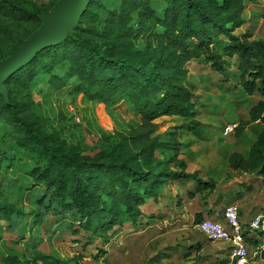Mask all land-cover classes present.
Here are the masks:
<instances>
[{"label": "trees", "instance_id": "16d2710c", "mask_svg": "<svg viewBox=\"0 0 264 264\" xmlns=\"http://www.w3.org/2000/svg\"><path fill=\"white\" fill-rule=\"evenodd\" d=\"M246 1L250 0H120L106 11L113 41L92 39L94 29L88 32L81 27V18L59 42L41 48L7 78L5 85H25L39 72L47 74L66 66L64 77L52 73L55 83L75 77L76 90L89 100L111 106L123 103L138 117L142 131L134 143H148L132 154L128 149L101 150L93 156L62 150L20 115L17 102L9 97L5 103L0 97V113L2 109L8 113L5 121L12 127L16 146L32 160L28 174L41 187L34 217L40 221L42 209L50 211L59 231L75 237L82 232L87 236L85 244L99 241L105 245L126 224L138 231L164 220L165 213L145 216L142 208L149 200L156 202L166 184H187L184 190L190 199L197 192H213L214 183H204L196 173L185 171V161L178 158L180 143L162 142L159 135L150 137L157 128L154 121L164 117L181 121L165 136L175 137L176 130L201 136L204 125L197 115L198 107L204 105L194 100L188 87L191 61L206 66L218 78V91H232L241 99L260 98L243 124L257 123L260 130L247 155L231 153L227 166L233 172L255 174L264 183V39L253 38L250 31L236 34L246 24ZM95 4L96 0H90L86 9L90 21H96L91 10ZM0 11L33 18L19 0H0ZM140 39L143 45L134 47ZM226 84L231 89H225ZM19 215L12 205L0 204V221L9 228L17 226ZM200 221L201 214H196L195 223ZM258 239L243 234L247 245L255 247ZM95 249L97 257L106 252ZM83 258V254L75 255L69 264H81ZM260 258L264 260V251ZM2 264L60 261L33 250L26 260L14 256Z\"/></svg>", "mask_w": 264, "mask_h": 264}, {"label": "rangeland", "instance_id": "374dc122", "mask_svg": "<svg viewBox=\"0 0 264 264\" xmlns=\"http://www.w3.org/2000/svg\"><path fill=\"white\" fill-rule=\"evenodd\" d=\"M19 1L33 18L25 20L17 15H4V12L0 11V63L19 50L23 43L41 28L42 18L50 12L58 0ZM89 1L81 14L67 22L57 42L69 30L77 27L81 18V27L88 29V32L94 29L90 35L92 39L97 42L113 41V35L108 32L111 26L106 11L112 10L120 0H96V4L91 8L95 14L92 19L96 21L88 20L85 14ZM250 15L256 18L251 19ZM244 17L250 24L236 33L249 29L255 39H264V0L246 1ZM141 45L143 40L140 39L134 47ZM66 69V66H59L51 73L39 72L40 74L35 75L25 85L3 83L0 86L1 100L8 103L11 97L10 99L18 103L20 115L42 136L47 137L49 142L62 150L72 149L93 156L101 150L128 149L132 154L148 144L146 140L142 143H134L133 139L142 131L138 130V117L123 103L111 106L89 100L76 90L75 77L63 78L64 81H60L61 83L52 80V73L64 77ZM187 71L188 87L190 90H193V87L192 92H196L193 93L194 100L204 105V108L198 107L200 114L197 117L205 127L201 136L195 138L179 130H176L175 137L165 136V133L175 130L173 127L180 125L181 121L164 117L154 121L157 128L150 137L159 135L162 142L174 139L180 143L178 158L185 161V171L196 173L202 182L214 183L216 188L217 186L231 188L236 182L242 183L243 186L246 183V180L242 179L243 174L230 171L227 157L234 152L242 156L247 155L260 126L243 124L249 119V109L260 98L252 96L241 99L232 91H218L216 86L211 84L213 80L216 81L215 78L209 77L207 68L202 64L191 62L187 66ZM207 82L213 89L206 87ZM226 87L225 89H231L228 84ZM7 117L8 113L2 109L0 204L12 205L20 215L17 218L19 222L14 228H9L5 222L0 221V264L14 256L26 260L28 256H32L33 250L57 258L60 264H69L72 257L81 254L84 256L81 264H215V261H218L217 258L207 257L198 250L191 252L189 256H184L189 248L199 244V241L195 242L194 239L200 236L196 224L192 225L188 222L183 224L187 218L172 224L173 218L184 213L181 209H177L176 199L179 196L180 202L185 199L184 188L187 184L182 187L166 184L159 200L156 202L149 200L144 206V211L147 213L151 211L154 216L161 212L170 213L166 214L167 221L162 225L158 223L157 226L152 225L148 229L144 226L138 229L140 232L134 231L131 226H126L124 230L112 236L105 245L99 241L85 244L87 236L82 232L75 237L59 231L57 218L50 211L42 209L43 217L39 221V218L34 217L33 214L39 210L37 200L41 187L28 174L32 160L16 146L12 127L5 121ZM229 125H237V127L243 125L238 137L235 134L237 128L229 135L223 134L224 128ZM258 183L257 180H252L253 185ZM203 195L206 198L208 196L206 193L200 194L201 197ZM185 238H192L193 244L190 247L186 246ZM260 240L263 242V237ZM178 246L179 250L176 249ZM246 246L250 251L252 250L251 245L246 244ZM95 247L104 249L105 254L97 257ZM247 264H264V261L254 258Z\"/></svg>", "mask_w": 264, "mask_h": 264}, {"label": "crops", "instance_id": "0c3cea01", "mask_svg": "<svg viewBox=\"0 0 264 264\" xmlns=\"http://www.w3.org/2000/svg\"><path fill=\"white\" fill-rule=\"evenodd\" d=\"M250 18L255 19L256 17L252 18L250 15ZM249 24H250V22L246 21L245 25H249ZM241 29H239V30H241ZM239 30H237V31H239ZM245 31H249V29H246L244 31H240L239 33H236V34H240V33H243ZM191 62H194V61H191ZM207 73L209 74V77L215 78V80H217V77L214 76L213 74H211L209 70ZM211 84L213 86H216L218 83H217V81L213 80ZM207 86L210 87L211 89H213V87L210 85V83H206V87ZM193 90H194V88H193ZM193 93H196V92H193ZM198 115H197V117H198ZM171 119L176 120L175 118H171ZM253 124L257 125V123H253ZM189 135L193 136L191 134H189ZM193 137H195V136H193ZM238 173L243 174V176H245V177L242 176V179L246 180V183L243 186H241L242 183H240V184L238 183L239 184V186H238L237 182L234 183L231 188H222V187H218V186L216 188V185H215L213 192L209 193L208 190H205L203 192L202 191L197 192L195 194V196L191 199L188 198V196L186 195V192L184 190L185 199H182L181 202L179 201L180 196L178 199H176L177 200L176 201L177 202L176 203L177 209H181V211L182 212L184 211V213H181V214L177 215V217L173 218L174 221L172 224H175V222H177L178 220H182V219L187 218V219H185L186 221H184V223H183L184 225L188 224V223L192 224V225H195V224L197 225V223H195V215L196 214H201V220L209 219V218L221 219L223 209L226 206L231 205V204L239 207L241 224L242 225L247 224V222L250 219H252V217L256 213L264 210V183L262 182L261 178L259 176H256L255 174H246V173H242V172H238ZM252 180H257L259 183L257 185H253ZM245 192H248L249 194H247ZM201 193L208 194L207 198L204 195L201 197L200 196ZM158 200H159V198H158ZM147 204H148V202H147ZM143 213L145 216H147V214H151L153 212L150 211L149 213H147L143 209ZM161 213H165V212H161ZM165 214H170V213H165ZM167 216L168 215H166L164 220H157L154 224L146 226L145 229L152 227V225L155 227V226H157L158 223L162 225V223L167 221ZM126 226H130V225L126 224V225L122 226L120 229L117 230L115 235H117L119 233V231L124 230V228ZM143 231H141V232H143ZM197 231H198V229H197ZM137 232H140V231H137ZM198 233L201 237L200 236L196 237L194 239V241L195 242L199 241V244L195 245V247H193V248H189V250L187 251V253L184 254V256L185 255L189 256L188 254H190L193 251L196 252V250H198L199 252L201 251L202 254L206 255L207 257L217 258L218 261H221L222 259L226 258L227 254H228V248H229L228 243L223 242V241H208L199 231H198ZM115 235H113V237ZM246 235L248 237L252 236L251 233H246ZM184 242H186L185 244L188 247H190L193 244L192 238L186 239ZM263 243H264V241L261 242V240L259 238L257 245L255 247L252 246V249L257 248L259 245H261ZM176 249L179 250L180 247L178 246ZM189 251H191V252L188 253ZM255 258L262 260L260 258V256H257ZM218 261H215V263ZM262 261H264V260H262Z\"/></svg>", "mask_w": 264, "mask_h": 264}, {"label": "built area", "instance_id": "2783aa9c", "mask_svg": "<svg viewBox=\"0 0 264 264\" xmlns=\"http://www.w3.org/2000/svg\"><path fill=\"white\" fill-rule=\"evenodd\" d=\"M237 125L226 126L224 135L233 133ZM198 231L208 241H223L229 244L226 258L215 264H247L250 259L260 256L264 251V243L251 251L243 242V234L264 239V212L256 213L247 224L242 225L239 209L236 205H228L223 209L221 219H203L196 225Z\"/></svg>", "mask_w": 264, "mask_h": 264}, {"label": "water", "instance_id": "95a60500", "mask_svg": "<svg viewBox=\"0 0 264 264\" xmlns=\"http://www.w3.org/2000/svg\"><path fill=\"white\" fill-rule=\"evenodd\" d=\"M87 3L88 0H58L42 18L41 28L29 37L19 50L0 63V86L41 48L57 42L67 22L81 14Z\"/></svg>", "mask_w": 264, "mask_h": 264}]
</instances>
